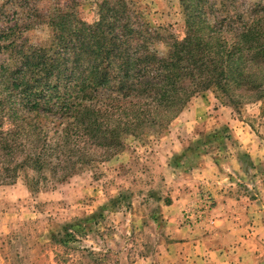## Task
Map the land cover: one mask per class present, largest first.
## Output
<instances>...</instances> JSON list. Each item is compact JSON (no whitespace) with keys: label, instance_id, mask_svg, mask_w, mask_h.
Here are the masks:
<instances>
[{"label":"rangeland","instance_id":"obj_1","mask_svg":"<svg viewBox=\"0 0 264 264\" xmlns=\"http://www.w3.org/2000/svg\"><path fill=\"white\" fill-rule=\"evenodd\" d=\"M103 1L0 0L1 151L22 123L10 119L15 89L2 67L15 71L22 48L51 45L61 14L93 22ZM121 1L158 59L190 36L196 49L235 44L246 24L264 34V0ZM255 54L241 61L245 82L232 102L202 91L177 118L138 134L110 120L70 157L54 150L61 119L50 114L38 136L0 152V264H264V57ZM97 98L120 106L110 108L119 101L111 93ZM46 142L43 169L33 168Z\"/></svg>","mask_w":264,"mask_h":264},{"label":"trees","instance_id":"obj_2","mask_svg":"<svg viewBox=\"0 0 264 264\" xmlns=\"http://www.w3.org/2000/svg\"><path fill=\"white\" fill-rule=\"evenodd\" d=\"M97 8V17L91 23L61 14L64 18L59 16L50 23L51 45L22 48L15 71L2 67L12 77L15 89L8 96L14 104L10 119L22 122L2 136L1 144L6 148L3 151L12 153L23 144L20 137L38 136L43 131L42 120L50 114L61 119L56 121L62 134L54 150L61 153L63 149L70 157L80 140L97 137L110 120H119L126 130L135 128L133 132L138 134L134 130L144 126L150 130L177 118L191 98L202 91L212 89L232 102L245 82L241 66L245 53L256 52L255 57H264V49L256 51L264 34L259 33L257 25L246 24L235 44L218 40L207 48L199 44L192 49L190 36L183 42L176 41L168 55L158 59L149 52L148 41L141 43L140 31L130 23L125 1L104 0ZM193 13L194 18H201L198 10ZM1 42L0 35V48ZM99 93L119 98L108 102L110 108L113 104L120 106L114 110H109L107 104L102 107ZM14 96L19 103L12 99ZM139 98L143 101L137 102ZM86 99L97 102L83 107ZM19 105L28 107V112L18 109ZM49 148L46 142L29 159L33 168L43 169Z\"/></svg>","mask_w":264,"mask_h":264}]
</instances>
